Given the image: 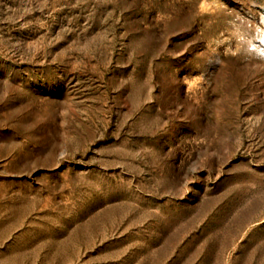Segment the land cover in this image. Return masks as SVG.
<instances>
[{
  "label": "rangeland",
  "instance_id": "obj_1",
  "mask_svg": "<svg viewBox=\"0 0 264 264\" xmlns=\"http://www.w3.org/2000/svg\"><path fill=\"white\" fill-rule=\"evenodd\" d=\"M0 264H264V0H0Z\"/></svg>",
  "mask_w": 264,
  "mask_h": 264
}]
</instances>
